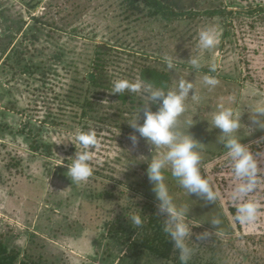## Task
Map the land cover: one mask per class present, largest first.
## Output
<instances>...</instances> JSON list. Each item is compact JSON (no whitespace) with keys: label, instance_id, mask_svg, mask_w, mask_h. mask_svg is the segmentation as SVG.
<instances>
[{"label":"rangeland","instance_id":"rangeland-1","mask_svg":"<svg viewBox=\"0 0 264 264\" xmlns=\"http://www.w3.org/2000/svg\"><path fill=\"white\" fill-rule=\"evenodd\" d=\"M122 1L0 0V47L5 48L8 43L7 22H18L20 19L26 22L24 30L14 41L15 45L33 25V17L45 13L44 9L52 3L53 8L50 12L46 10L45 19H56L60 25L61 20L67 19L69 14L67 20L72 25L63 26L62 23L63 33L62 30L57 31L54 37L64 38L63 42L72 49V54H75L73 58L80 65L83 74L89 71L86 68L89 64L87 56L93 53V46L85 42H91L92 37H97L95 43L107 42L119 49L136 53L137 63L139 56H148L150 59L145 64L156 65L161 71L171 75V90H175L180 80L190 82L193 87L185 100V111L178 118L175 130L190 135L196 141L197 147L194 150L200 155L201 175L209 181L219 196L215 202L189 196L180 188L170 171L165 172V183L176 203L187 207L189 221L200 227L196 235L204 232L208 236L213 235V230L207 225L211 228L224 225L226 218L221 216L219 210L223 209L227 213L234 232L221 235L223 243L213 253L208 251L212 245L211 240H208L209 246L205 252L209 256L219 252L217 255L223 260L220 264H264V17H261L262 12L258 14L260 6L264 7V0H222L223 7L230 6L235 13L241 11L242 7L247 13L255 11L254 14L222 18L198 16L207 10L221 7V0H197L198 4L195 3L192 7L197 17L177 21H166L162 15L145 17L148 8L145 13L139 14L144 18L135 20V15L127 20ZM182 5L188 6L186 10L189 11L192 2L184 0ZM204 28L212 29L219 39L216 48L211 51L197 47L198 32ZM48 32L54 35L51 30L45 31L43 36H37L36 30H31L28 35L46 37ZM71 36L79 37V40L71 41L68 38ZM166 58L171 59L173 68L167 67ZM194 58L199 60V69L191 64ZM3 62L4 59H1L0 93L4 92L1 95L4 102L0 103V120L12 123L14 131L30 115L35 121L43 120L50 105L60 104L54 101L55 95H63L67 91L71 72L62 66L57 68L60 76L59 83L54 86L56 92L48 90L47 98L36 96L28 99L27 93L23 95L14 88L15 85L23 88L22 78L16 77L15 81L14 71L9 66L4 67ZM132 62L130 60V63H126L127 66L122 67V73L115 72V80L134 81L139 77L138 72H134ZM212 65H216V71H211ZM206 75L218 81L215 86L204 83ZM24 89L26 91V85ZM10 90H15L12 96L17 102L20 101L19 109L30 105L31 114L30 111L26 114L15 112L12 103L8 101L12 100V96L5 97V92ZM110 93L111 90L101 91L95 101L107 109L105 115H117L120 123H128L135 115L127 113V107L118 100L117 95ZM138 99L139 102L142 100L139 96ZM105 100L108 103H102ZM53 105L51 108H54ZM64 105L66 108H61L65 111L62 118L65 124L60 128L62 131H55L71 135V140L68 138L71 145L75 133L83 130L85 126L74 121L75 115H81L82 109L66 102ZM223 109H231L238 114L240 127L235 136L249 148L258 161V186L251 197L261 204V214L250 225L236 224L230 211L232 207L229 192L234 183L231 163L220 141L219 130L210 123L212 114ZM88 129L95 132L98 140L91 163L97 164L93 166L95 169H104V174L112 176L113 179L93 174L86 182H71L66 174L68 167L62 159L31 154L23 136H15L16 140L12 136L0 139V238L6 236L13 246L25 249L29 245L30 237L36 235V241L43 240L46 245L44 254L49 262L54 260L58 264H103L96 257L103 255L105 251L106 239L103 240L102 231L104 222L126 213V203L119 199L123 192L126 193L127 184H130L129 190L133 192L127 193H135V202L156 203L152 185L146 176L147 164L137 160L141 154L150 158L149 146L141 140L138 148L129 151V132L92 122ZM51 131L52 141L61 143L53 134L54 130ZM16 159H22L24 163L8 169L10 160L13 163ZM100 168L97 170L100 171ZM107 192H111L114 198L106 200L98 196ZM213 219H219L220 223L213 225ZM148 260L146 256L143 264ZM117 262L116 259L114 264ZM148 264L172 262L152 260Z\"/></svg>","mask_w":264,"mask_h":264},{"label":"trees","instance_id":"trees-1","mask_svg":"<svg viewBox=\"0 0 264 264\" xmlns=\"http://www.w3.org/2000/svg\"><path fill=\"white\" fill-rule=\"evenodd\" d=\"M20 1L27 2V0ZM191 2L192 5L189 11L186 10L188 6L182 5L184 0H123L121 5L124 6L123 11L127 20L135 15L137 17L135 20L144 18L140 17L139 14L145 13L146 8H148V12L144 15L145 17L162 15L166 21H177L187 17H197V13L193 11L192 7H194L195 3L198 4V1L191 0ZM65 4H67V2H65ZM221 4V7L207 10L202 15L198 14V16L204 15L213 18H222V16H241L243 14H254L255 12L252 11V13H247L242 10V7L241 11L235 13L234 10L230 9V6L223 7L222 0ZM52 8L53 5L50 3L47 5V9H44L45 13H42V15L38 17H33V25L29 27V30L27 29L28 32L24 33L23 37H21L15 45L14 41L18 34L24 30L26 22L24 19H20L18 22H7L6 20L8 43L5 48L0 47V60L4 59L2 65L4 67L9 66L14 71L13 78H15V81L16 77L22 78L21 85L24 84L23 88L19 85H15L14 88L22 92L23 95L27 93L28 99H33L36 96L38 98H40V96H46L47 98V94H49L48 90L56 92L54 91V86L56 83H59L58 78L60 76L57 68L61 66L62 68L64 67L66 71L71 72L67 91L65 92L66 94L64 93L62 95L61 93H56L54 101L56 100V102H60V104L54 106L50 103L56 109L51 108L52 105H50L43 120L39 119L35 121L34 118H32L33 116L30 115V118L25 121L21 119V122H23L18 130L14 131L15 127L12 123L0 120V139H6L12 136L14 138L13 140H16L15 136H23L28 152L31 154L44 158L62 159L67 165L71 163L69 158H73L76 152L75 146L73 145L74 141L70 145L69 139L71 140V135L62 132L57 133L55 131L57 129L62 131L60 128L65 124L62 120L64 117L63 114L65 113L62 108H66V105H64L65 102L71 106H78L82 109L81 115H75L74 121L79 125L85 126L82 130L84 132L89 130L88 128L92 122L99 125H109L130 133L132 129L127 123H120L117 115H105L104 113L107 109L103 108L104 106H100L99 103L95 101V98L98 97L101 91H109L112 89V83L117 76L115 74L122 73V67L127 66L126 63H130V60H133L132 65L134 72H138L139 79L152 84L154 87L161 88L165 90V92L171 90L172 77L166 71H161L156 65L145 64L150 59L148 56H139L140 58H138L139 61L137 63L136 53L119 49V47L113 46L107 42L95 43L96 41L94 40H96L97 37H92L91 42H85L93 46V53L87 56L89 64L86 68L89 71L83 74L79 68L80 65L77 64L75 57L73 58L75 54H72V49L67 46V43L63 42L64 38L54 37L57 31L60 32V30H62L61 32L63 33L64 27H61L62 23L63 26L67 25L68 27L71 24L67 20L69 14L66 16L67 19L63 18L61 20V24L59 25L56 19H52V21L45 19L47 16L46 10L50 12ZM259 13H261V17L263 18V5L258 9V14ZM57 28L60 29L57 30ZM31 30L33 32L36 30L37 36H43L42 34L47 30L53 31L54 35L52 36V34L48 32V35L45 34L46 37H29L28 33ZM68 38L71 39V41L79 40V37L71 36ZM17 84H19V82H17ZM25 85L27 88L26 91L24 89ZM14 91L15 90H10L5 92L6 96H4L6 98L8 96H14ZM3 93H0V103L4 102L1 96ZM13 96L12 100L8 101L12 103L11 106L15 112L26 114L27 111H30V114L32 113L30 105L23 108L20 106L22 109H19L20 101L17 102V99ZM117 98L127 107V113L133 116L136 114L137 108L141 107L143 103L142 100L140 102L138 101L137 95L131 93H125L121 96L117 94ZM152 110L155 111L156 107L152 106ZM142 122L143 120L141 119V123ZM51 130H54L53 134L57 136L61 143L52 141L50 137ZM58 135H60V137H58ZM21 163H24L22 159H16L13 163L12 160H10L7 168L11 169L17 167L21 165ZM93 166H97V164L91 166L95 176H109L104 174V169L96 167L97 169L100 168V171H98ZM108 178L113 179L112 176ZM127 186L128 189L126 193L122 191L124 194L122 193V197L119 199L120 201L123 200V203H126V213L122 215L118 214L114 219L104 222L102 231L103 240L106 239L104 243L105 251L103 255L100 254V256L98 255L96 258H99L103 264H114L116 259L118 260L116 264H143V260L147 256L149 258L148 262L151 263L152 260H163L166 261V263L170 261L172 264H180L177 252L173 249L172 243L169 242L168 237L162 231L161 218L156 215L157 202H148L146 204L135 202V193L132 194L133 192L129 190L131 189L130 184H127ZM129 191L132 192L130 195L127 193ZM134 191L136 192L137 189H134ZM143 193L146 194L145 191ZM98 196L106 200L114 198L111 192ZM65 205L66 204L63 202V206ZM230 211L234 217L235 210L231 208ZM219 213L222 217L226 218L225 223L224 225L219 224L214 228L207 225V227L213 230V235H207L206 239H196V233L200 227L195 224L193 225L194 235L192 238V247L194 251L188 264H220L223 262V260L218 257L219 252H217L218 255L216 253L214 255L211 254V256L208 255V252H205L207 250L206 247L209 246L207 244L208 240L212 242L210 246L211 249L209 248L208 251L213 253L216 251V247L219 248L223 243L220 236L223 234H232L234 232V227L230 224L227 213L225 214L223 209H220ZM134 214L141 215L143 220L142 226L136 227L132 224L129 218ZM235 222L241 226L239 222ZM240 229L243 231L242 227ZM36 237V235L30 237L29 245L25 249H20L17 246H13L12 243H9L6 236H2L0 238V264H58L55 263L54 260L49 262L45 258L44 249L46 245L43 240L37 242ZM37 247L40 249L38 250ZM148 262L144 264H148Z\"/></svg>","mask_w":264,"mask_h":264},{"label":"clouds","instance_id":"clouds-1","mask_svg":"<svg viewBox=\"0 0 264 264\" xmlns=\"http://www.w3.org/2000/svg\"><path fill=\"white\" fill-rule=\"evenodd\" d=\"M218 43V36L212 29L204 28L198 32L197 47L201 50L211 51ZM166 63L169 69L173 68L171 59L166 58ZM191 64L199 69L198 59H192ZM211 71H216V65L211 66ZM217 82L213 77H204L206 85L215 86ZM192 87L190 82L180 80L175 90L165 92L139 78L134 81L117 79L113 81L110 93L120 96L131 93L143 101L135 116L127 123L132 129L127 137L131 145L129 151L138 148L141 140L149 146L150 158L141 154L137 160L147 164L146 176L157 202L156 215L161 218L162 231L177 252L180 264H188L193 255L195 222L189 221L187 207L177 204L170 194L165 183V172L170 171L180 188L189 196L208 202H215L219 196L201 175L200 155L194 150L197 147L196 141L190 135L175 130L178 118L185 111V100ZM105 102L108 103L107 100L102 103ZM152 106L156 107L155 111ZM210 123L219 130L220 141L231 163L234 183L229 192V201L235 210L233 218L242 225L253 224L261 214V204L251 197L258 186L259 167L253 153L235 136L240 127L239 116L231 109H223L212 114ZM97 144L95 132L78 130L75 133L73 145L76 152L73 158H69L71 163L67 164L66 173L71 182H86L93 175L90 162ZM129 219L134 226H142L140 214L131 215ZM219 223V219L212 220L213 225ZM207 235V232L197 234L196 239H206Z\"/></svg>","mask_w":264,"mask_h":264}]
</instances>
